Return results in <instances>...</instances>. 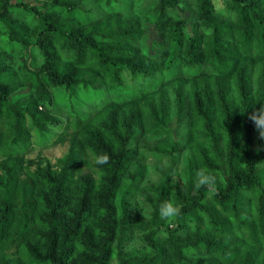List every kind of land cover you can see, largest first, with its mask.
Listing matches in <instances>:
<instances>
[{
  "label": "trees",
  "instance_id": "1",
  "mask_svg": "<svg viewBox=\"0 0 264 264\" xmlns=\"http://www.w3.org/2000/svg\"><path fill=\"white\" fill-rule=\"evenodd\" d=\"M227 7L234 21L213 0H0V264H264V141L247 118L264 101V0ZM191 123L195 154L171 187ZM63 124V155L29 156ZM142 153L168 161L144 196L149 225L132 206Z\"/></svg>",
  "mask_w": 264,
  "mask_h": 264
},
{
  "label": "rangeland",
  "instance_id": "2",
  "mask_svg": "<svg viewBox=\"0 0 264 264\" xmlns=\"http://www.w3.org/2000/svg\"><path fill=\"white\" fill-rule=\"evenodd\" d=\"M26 1H28L30 4L40 5L46 0H26ZM178 82H180V78L177 77V78L171 79V81L166 84L165 88H166V91H167L166 94L168 97L170 98L172 97L173 87ZM154 96H156V93L154 94ZM54 113L60 117H63V118L66 117L65 110L55 109ZM194 126L195 125L191 123L189 126H185L184 128L179 130V132L184 137L183 140H181L180 142V144L183 146V149L181 150L180 154L175 155V158H176L175 159L176 161L175 162V173L173 175L171 187L175 185H176V188L182 186L181 181H183V175L182 173L181 174L179 173V169L182 166V163L187 156H191L195 154L196 141H194L192 137ZM51 132H52L51 139L50 141H48L49 143H46V145L40 146L39 144L33 143V146L31 147V152L29 154L30 157H34L37 154H43L47 157H50L52 160H54V158L59 157L65 153L68 147V142L66 140H60V138L64 134H66V124L53 128ZM146 137L149 138L148 140H149L150 146H152L153 144H156L157 142L162 143V141L167 140V136L165 133L147 134ZM52 141H54V143H52ZM140 157H141V160L139 161V163L141 164L142 170H144L143 171L144 179L142 180L140 184V190H138V192L135 194L136 204L134 206V202H133L132 206L135 207L136 210H138L139 208H142L140 209V212H138L139 215L137 216L140 218L143 224L149 225L151 218L150 216H148L149 210H147V208L145 207L146 203L144 204V201H145L144 196H146L147 194L148 195L150 194L151 186L156 184V182L161 176V171L167 168L168 161L165 158L158 159L156 157H153L149 154H144V153H142ZM0 161H1V156H0ZM134 168L135 166L132 165L128 172L129 173L133 172ZM0 173H1V169H0ZM128 183H129V178L128 176H126L123 178L122 186H127ZM172 202H174L177 206H179L177 202L175 201H172ZM159 220H161L164 225H168L169 227H174L179 221L182 220V218L180 216H177L172 221L167 222L164 219H162L160 216ZM137 233L141 234V231H137ZM132 236H133V240L129 241V247L127 246V248H132V247L136 248L140 244L139 235L137 236L133 234ZM112 264H117L115 257L112 258Z\"/></svg>",
  "mask_w": 264,
  "mask_h": 264
},
{
  "label": "clouds",
  "instance_id": "3",
  "mask_svg": "<svg viewBox=\"0 0 264 264\" xmlns=\"http://www.w3.org/2000/svg\"><path fill=\"white\" fill-rule=\"evenodd\" d=\"M213 10L224 17L226 20L234 21L235 14L231 12L227 7V0H213ZM259 102V107H255ZM253 105L251 112L247 113L248 120L252 123L256 138L260 141H264V101H257ZM247 111V110H246ZM244 111V112H246ZM241 112V113H244ZM257 151L260 150V146L257 147ZM109 162V156L107 153L97 154L95 163L97 165H104ZM215 185V176L205 168L198 169L195 175L194 186L199 189L204 187L206 189V195L211 193V190ZM180 207L170 200H165L160 206L161 218L167 222L172 221L180 214ZM164 235L163 232L160 233Z\"/></svg>",
  "mask_w": 264,
  "mask_h": 264
}]
</instances>
